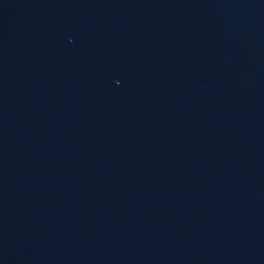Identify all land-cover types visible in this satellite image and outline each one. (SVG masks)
<instances>
[{
	"label": "water",
	"instance_id": "obj_1",
	"mask_svg": "<svg viewBox=\"0 0 264 264\" xmlns=\"http://www.w3.org/2000/svg\"><path fill=\"white\" fill-rule=\"evenodd\" d=\"M0 264H264V0H0Z\"/></svg>",
	"mask_w": 264,
	"mask_h": 264
}]
</instances>
